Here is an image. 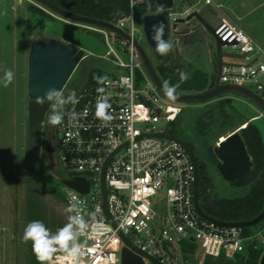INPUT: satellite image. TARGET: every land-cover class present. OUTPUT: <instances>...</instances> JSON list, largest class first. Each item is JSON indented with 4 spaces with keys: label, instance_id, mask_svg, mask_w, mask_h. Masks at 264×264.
<instances>
[{
    "label": "built area",
    "instance_id": "obj_1",
    "mask_svg": "<svg viewBox=\"0 0 264 264\" xmlns=\"http://www.w3.org/2000/svg\"><path fill=\"white\" fill-rule=\"evenodd\" d=\"M138 0H129V12L113 23L131 38L118 35L117 41L129 52V62L109 59L114 73L83 85L77 92L79 103L69 104L87 115L74 122L68 115L57 126L56 160L64 172L61 177H83L88 191L65 186L64 202L76 203L88 222L84 234L77 237L81 255L73 258L65 251L51 255L49 264H121L122 235L140 251L162 264H186L181 252L184 241L198 245L204 255L232 256L248 247L264 248V234L246 232L242 226L220 225L202 217L194 207L195 167L186 150L175 140L163 143L157 133L166 130L184 106L163 96L144 70L132 40L139 30L134 16ZM200 0L171 17L185 16ZM212 3V0H205ZM219 6V4H218ZM103 34L107 31L87 26ZM222 41L233 42L238 53H246L240 65H223L220 82L262 90L264 50L253 38L225 17L213 26ZM138 41V40H137ZM139 42V41H138ZM137 57L138 61L134 58ZM124 69L118 71V69ZM103 87L110 97L111 120L105 126L95 115V105ZM248 87V86H247ZM227 135L213 142L225 139ZM106 190L105 203L101 181ZM73 214V213H72ZM111 218H110V217ZM144 264H154L143 257Z\"/></svg>",
    "mask_w": 264,
    "mask_h": 264
},
{
    "label": "rangeland",
    "instance_id": "obj_2",
    "mask_svg": "<svg viewBox=\"0 0 264 264\" xmlns=\"http://www.w3.org/2000/svg\"><path fill=\"white\" fill-rule=\"evenodd\" d=\"M139 1L150 3L149 0H138L134 5L135 22L139 29L136 32L137 40L147 52L154 66L161 62L171 61L174 59L173 48L170 58L160 61L148 45L142 30V17L151 11L144 6L138 7ZM176 1L174 9L182 11L183 8L180 6L187 0ZM252 2L254 5H258L251 16L255 22L254 30L255 32H264V0H252ZM29 4L41 7L47 16L33 12L29 8ZM197 7H201V5L199 4ZM63 26H69L67 29L76 40L75 43L77 42V44L75 45L84 49L85 54L62 89L65 95L71 90H75L77 94L84 85L89 71L93 68H100L102 76L114 73L116 68L109 59L119 58L124 62L130 60L128 50L117 41L118 35L114 32L107 31V45L104 38L101 39L82 29L93 30L87 27L88 25L61 17L35 0H0V77L3 76L5 70H11L14 73V80L10 85L7 87L0 86V264H40L32 251L31 242L25 243L22 239L24 226L29 221L41 220L55 233L58 228L67 223V217L72 214L66 211L68 207L63 199L66 189L61 179L55 174L52 149L47 148L46 155L41 157L38 165L32 167L25 165L26 105L28 99L26 95V56L29 42L31 39L45 36L58 37L57 35L61 33ZM206 34L215 49L214 37L208 32ZM173 38L174 36L170 33L169 42H173ZM60 39L69 42L66 36ZM180 39L179 48L184 43L185 37L182 35ZM261 43L264 46V38ZM198 46L200 47V56H196L195 60L197 65L204 67L206 66L204 53L207 48L201 39L198 41ZM222 50L238 51L237 48L231 46H223ZM134 60L138 61L137 57ZM229 60L235 61L237 59L230 58ZM123 70L118 69V71ZM261 83L263 89L259 93L264 95V77L261 78ZM246 84L248 87L256 89L254 84ZM229 95L236 96L233 98L236 104L235 108L232 109L227 106V110L233 114L234 120L225 134L218 136L214 142L230 132L239 131L242 126L246 125L244 122L239 123L238 116L234 115V110L248 114V116L256 113V110L261 111L250 101L247 102L248 106H246L244 101L246 98L234 94ZM218 100L219 98L214 97L198 104L184 103L183 111L179 114L178 120L176 123H169L166 130L175 133L180 138L184 137L192 143L198 161L206 164L207 173L213 181L214 191L218 197L242 196L248 193L250 186H231L224 180L215 165L208 161L209 156L205 151L207 145L193 137L195 114L205 106L215 105ZM52 111L53 109L50 113ZM50 113L48 114L50 115ZM49 115L44 122V138L48 147L52 140L50 131H48L50 129ZM256 124L261 131L264 142V117L256 120ZM248 232L264 234V218L257 224L249 226ZM195 245L197 247L196 256L202 261L205 255L198 245ZM58 251L64 250L58 249L56 252ZM225 257L231 256L226 255ZM45 264H49V260ZM146 264L149 262L147 261Z\"/></svg>",
    "mask_w": 264,
    "mask_h": 264
},
{
    "label": "water",
    "instance_id": "obj_3",
    "mask_svg": "<svg viewBox=\"0 0 264 264\" xmlns=\"http://www.w3.org/2000/svg\"><path fill=\"white\" fill-rule=\"evenodd\" d=\"M53 13L72 20L74 22L96 26L130 41V36L113 22L87 16L68 10L51 0H35ZM156 4V11L149 12L142 17V30L145 39L152 52L158 60L170 58L171 52L167 55H160L155 51V43L152 40V25L162 22L165 26L164 39L169 41V35L172 33L173 51L176 58L179 56L180 37L184 34L197 33L202 28L210 33L215 39V57L216 73L213 85L201 91L183 92L175 90V99H170L164 90L165 83L159 76L154 64L149 58L143 46L137 40L133 39L139 60L149 75L152 82L157 86L160 93L166 98L178 103H201L222 94H234L248 99L254 106L264 113V96L258 90H254L242 84L221 83L220 76L223 65H240V62H228L225 58L244 59L246 53L223 51V46H231L235 41H222L215 33L213 26L205 18L203 10L194 8L185 16L171 17L172 10L176 7V0H149ZM195 0H187L185 3L191 5ZM193 4V3H192ZM84 49L79 48L71 42H65L54 36H45L31 39L26 56V150L25 165L28 167L36 166L41 160V143L43 123L51 102H43L44 93L49 88H55L62 91L66 82L75 70L78 63L84 57ZM163 137V143L172 139L177 141L190 156L195 167L194 178V207L196 211L204 218L212 220L220 225H237L249 227L257 224L264 218V208L255 217L248 220L224 221L218 220L206 214L199 205V161L194 149L182 138L166 133H157ZM205 151L207 155L215 162V168L231 186L233 181L244 177L251 172L253 160L246 148L244 140L239 131H234L219 142V145L209 144ZM61 182L64 185L74 188L79 192L88 191V182L83 177H73L72 179L63 178ZM102 195L104 197V206L106 209L105 195L106 190L104 180L101 181ZM110 217V216H109ZM111 218V217H110ZM124 245L121 248V264H144L143 257L149 259L154 264H162L159 260L134 247L126 236L122 235ZM204 254V253H203ZM258 264H264V248L261 251Z\"/></svg>",
    "mask_w": 264,
    "mask_h": 264
},
{
    "label": "trees",
    "instance_id": "obj_4",
    "mask_svg": "<svg viewBox=\"0 0 264 264\" xmlns=\"http://www.w3.org/2000/svg\"><path fill=\"white\" fill-rule=\"evenodd\" d=\"M51 1L73 12L111 22L116 21L119 17L127 15L129 12V0ZM137 5L138 7L144 6L151 12L156 11V4L154 2L146 3L144 1H139ZM29 8L41 16H47V13L35 4H29ZM68 27L69 26H63V30L57 36L59 38L66 36L69 42L77 44V42L75 43L76 40L68 31ZM82 29L95 34L101 39L103 38V34L99 31ZM155 68L165 84L169 86L179 85L176 87V91L196 92L213 85L212 78L209 79L206 73L189 63H185L179 58L161 62L157 64ZM182 71L189 73V78L183 82L180 81L179 76ZM101 76L100 68L96 67L91 69L84 85L97 82ZM235 97L229 94L216 96L215 98H219V100L215 105H208L200 109L193 118V127L195 129L193 137L198 138L202 144L209 145L213 144L218 136L224 135L234 120L233 114L227 110V106L232 109L235 108L236 104L233 99ZM244 101L246 102V106H248V100L246 99ZM182 111L183 108L181 109V112ZM181 112L179 114H181ZM234 113V115L238 116L239 123L244 122L246 124L239 130V133L253 160V167L248 175L233 181V185H249L250 189L248 193L235 197H218L214 191L213 181L207 173L206 164L199 161V205L209 216L224 221L248 220L255 217L264 208V143L258 126L253 121H248L256 114L252 113L248 116V114H243L236 110H234ZM178 117L179 115L172 123H176ZM171 133L175 135V133ZM183 140L193 148L192 143L188 139L184 138ZM61 172L63 176L64 172L62 169ZM62 176H60V178ZM243 229L246 232L249 231V227H243ZM196 249L197 247L192 241H184L182 243L181 252L186 259V264H258L261 254L260 249L251 246L248 247L246 251L234 254L229 258L224 255H205V258L200 261L196 256Z\"/></svg>",
    "mask_w": 264,
    "mask_h": 264
},
{
    "label": "clouds",
    "instance_id": "obj_5",
    "mask_svg": "<svg viewBox=\"0 0 264 264\" xmlns=\"http://www.w3.org/2000/svg\"><path fill=\"white\" fill-rule=\"evenodd\" d=\"M90 26V25H89ZM92 26V25H91ZM165 26L162 22H157L152 25V40L155 43V51L164 56L171 52L173 43L164 39ZM180 81H186L189 78V73L180 72ZM14 80V73L11 70H5L3 76L0 77V86L7 87ZM99 83H103L102 80H98ZM179 85L169 86L165 84L164 90L166 95L170 99H175V89ZM102 95L96 102L95 115L105 126L107 122L111 120V115L108 112L110 108V97L105 94V89L100 87L97 89ZM52 103V113L49 115L50 125H59L64 121L65 115H68L74 122H78L80 118L87 115L86 112L78 113L73 107L70 111H65L66 105H73L79 103V97L75 90H71L67 95L64 92L55 88H49L44 93V97L41 100L43 102ZM67 212L73 213L67 217V223L58 228L53 233L41 220H32L26 223L23 228L22 239L25 243L31 242L32 251L35 254L40 264H45L50 259L51 255L58 249H63L73 258L81 255V246L76 243L77 237L84 234L88 228V222L80 214L76 203L71 204L67 209Z\"/></svg>",
    "mask_w": 264,
    "mask_h": 264
},
{
    "label": "crops",
    "instance_id": "obj_6",
    "mask_svg": "<svg viewBox=\"0 0 264 264\" xmlns=\"http://www.w3.org/2000/svg\"><path fill=\"white\" fill-rule=\"evenodd\" d=\"M176 3L177 1L175 2V4ZM199 4L201 5V7H197ZM189 6L190 5L188 3H184L180 7L185 9ZM257 6L258 5L253 4L252 0H212V3H206L205 0L203 1L200 0L199 3L195 5V8L203 10L205 18L212 26H215L220 20V18L222 17L227 18L237 27L242 29L251 38H253L255 42L259 46H261L264 50V46L261 43L262 39L264 38V32L261 31L255 32L254 30L255 22L253 21V19H251V16L254 13ZM172 12H179V11H177V9H174L172 10ZM183 37H185V40L184 43H182V45L179 48L180 52L178 58L184 61L185 63H189L193 65L195 68L199 69L200 71L206 73L208 78L209 79L212 78V80L214 81L215 73H216L215 49L212 46L211 40L207 37L206 31L201 28L200 31L194 33V35L192 36L183 35ZM200 39L203 40V43L206 45L207 48L204 53L206 58L205 59L206 66L204 67H200L199 65H197L195 60L196 56L198 57L200 56V52H199L200 47L198 46V41H200ZM173 57L174 59H177L175 55H173ZM229 59L225 58L224 60L230 62ZM243 61L244 59L235 60L231 62H243ZM263 75L261 78L264 77ZM254 114L256 115L251 117L250 120L253 121L255 124H256V120H259L262 117H264L263 112L259 110H256V113ZM261 138H262V134H261Z\"/></svg>",
    "mask_w": 264,
    "mask_h": 264
},
{
    "label": "flooded vegetation",
    "instance_id": "obj_7",
    "mask_svg": "<svg viewBox=\"0 0 264 264\" xmlns=\"http://www.w3.org/2000/svg\"><path fill=\"white\" fill-rule=\"evenodd\" d=\"M192 35H194V33H191V34H184V36H192ZM51 109H52V103H51V105H50V107H49V109H48V111H47V113H46V116H45V119H46V117L49 115L48 113H50V111H51ZM51 114V113H50ZM44 122H45V120H44ZM57 126L58 125H55V126H53V125H50V129H48V131H50V138L52 139L50 142H49V147L47 146V141H45V138H44V136H45V125H44V123H43V132H42V143H41V157L42 156H45L46 155V151L49 149H52V153H53V157H54V162H53V167H54V171H55V174H56V176L59 178V179H61L60 178V176H62V172H61V168H60V166H59V164H58V162H57V160H56V156H55V141H56V137H57ZM49 138V139H50ZM48 148V149H47ZM205 148H206V146H205ZM208 161H210L211 163H212V165L213 164H215V162H214V160L212 159V158H208Z\"/></svg>",
    "mask_w": 264,
    "mask_h": 264
}]
</instances>
